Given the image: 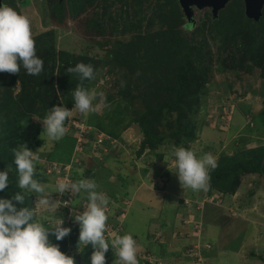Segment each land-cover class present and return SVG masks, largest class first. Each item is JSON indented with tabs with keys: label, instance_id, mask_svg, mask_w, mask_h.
Returning <instances> with one entry per match:
<instances>
[{
	"label": "rangeland",
	"instance_id": "374dc122",
	"mask_svg": "<svg viewBox=\"0 0 264 264\" xmlns=\"http://www.w3.org/2000/svg\"><path fill=\"white\" fill-rule=\"evenodd\" d=\"M101 1L103 0H97L94 5H90L84 0H64L60 5L62 12L59 13L56 8L58 0H15L16 11L30 20L32 37L52 30L55 35L54 46L58 53L74 52L94 58L99 64L87 87L89 91L99 96V99L93 102L94 110L87 116L73 110L71 117L65 121L67 129L63 140L65 137L77 136L69 164L62 162L66 155L56 156L58 160H55L54 165L48 164L45 160L44 157L52 153L50 151L53 147L62 142L48 140L43 133L42 122L37 120L39 111L31 118L32 122L36 121L40 125L39 134L34 135L35 127H25L20 134L8 135L16 142L17 149L21 145H26L36 152V156L43 155V158L40 157L34 163L36 173L41 172L38 181L45 187L43 195L50 197L53 206L36 204L38 196L30 193L35 219L44 226L53 227L56 221L62 218L63 226L71 229L69 235L65 237L67 254L73 258L77 257L84 247L78 248L79 226L74 222L71 213L83 211L82 208L87 203L86 195L84 193L74 194L73 197L69 193L61 195L55 193V188L57 180L72 183L89 179L94 181L98 186L97 190L106 194L110 200L106 209L108 215L106 225H109L106 229L109 231L112 224L116 223L121 229L124 227L125 234H131L139 244H146L151 248L153 264H264V176L244 177L231 193L221 194L210 189L206 191L187 189L189 193L179 199V202L182 206L185 205V208L191 205L193 209H188L185 213L183 210L181 212L180 205H178L180 210L176 209V199L171 195H165L163 201L160 197L155 198L152 195L154 197L151 199L152 202L150 199L145 202L149 193L156 192L162 185V190L165 189L166 181L164 184L160 183L161 180L155 183L152 182V178L156 180V176L163 172L162 169H175L171 152L174 148L184 145L180 142L173 146L167 143V140H163L155 149L146 147L138 154L143 137L134 119L135 111L141 110V104L138 102L126 104L118 98L117 91L119 86L128 80L127 74L115 66L107 65L108 49L111 46L109 43L99 45L98 43L106 39L97 37L87 25L95 7H99L95 13H103L101 7L104 5L100 4ZM241 2L244 12L243 0ZM141 9H146V14H149L152 11V3L143 4ZM211 11L208 6H191L190 15L183 17V26L189 24L188 34L201 23L202 18L211 15ZM107 13L110 18L119 21L134 15V4L131 1L124 3V0L111 3ZM124 21L125 19L119 23ZM146 28L144 22L141 30L144 31ZM261 34H264V29ZM263 42L259 41V55L261 53L264 55ZM218 46L217 41H213L210 36L207 37L204 55L208 56V52L211 54V70L204 87L199 90L198 104L193 114L197 138L187 146V149L192 150L198 158L204 154H211L216 160L223 154L233 155L238 149L264 145L262 74L264 66L255 65L249 59L242 61V54L236 52L232 45L222 47L221 50ZM19 85L18 78L10 82L13 95L18 93ZM45 86L42 89L43 94L44 90H47ZM56 95L57 102L53 106L73 109L72 91H67V95L71 96L69 100L60 93ZM38 105L39 103H35L32 109ZM30 106L31 104L28 108H31ZM221 117L227 122L223 123ZM80 129L84 130L86 142L89 144L86 150L78 144ZM88 131L94 132L92 138L88 136ZM165 132L163 133L166 134ZM97 134H103L109 141V146L104 144L101 146L105 152L91 150ZM168 175L172 178V175L169 173ZM175 178L177 176L174 180ZM142 180L145 182L144 186L138 187ZM175 184L178 186L179 182ZM166 189L171 191L170 188ZM20 192L23 193L21 190ZM65 201H69L66 206L63 205ZM159 203L163 205V210ZM60 207L69 210L66 217L58 213ZM175 211L179 214L178 220L186 217L183 226L179 225L180 222L173 224L177 220L176 215V219L173 218ZM162 223V226L172 224L170 228L172 237L166 239L167 242L165 241L159 248L155 241L148 242L151 236L149 238L147 236L156 234L158 232L156 227L160 228L159 224ZM196 225L198 229L194 228ZM182 228L188 229L192 236L185 237V233L181 235ZM105 235L108 236L107 231ZM146 246L139 245L137 255L146 252ZM92 251L93 249L90 250ZM168 252L171 255H168ZM178 254L180 255L176 256ZM194 255L197 256L196 259L192 257Z\"/></svg>",
	"mask_w": 264,
	"mask_h": 264
},
{
	"label": "trees",
	"instance_id": "16d2710c",
	"mask_svg": "<svg viewBox=\"0 0 264 264\" xmlns=\"http://www.w3.org/2000/svg\"><path fill=\"white\" fill-rule=\"evenodd\" d=\"M63 1L58 0L56 5L59 13L62 12L60 5ZM84 1L94 5L97 0ZM120 1L123 0L101 1L100 4L104 5L101 7L103 13H95L99 8L95 7V14L89 17L87 25L97 37L106 39L98 43L99 45L109 43L111 46L108 49L107 65L115 66L127 74L128 80L121 87L119 86L117 91L118 98L126 104L134 102L141 104V110L135 111L134 119L143 137L138 154L146 147L155 149L163 140H167V143L173 146L181 142L184 145L182 146L187 148L188 144L197 138L193 114L198 104L199 90L204 87L211 70V54L208 52V56L204 55L207 37L210 36L213 41H217L219 50L232 45L236 48V52L242 54V61L249 59L255 65L264 66V55L262 53L259 55L258 47L259 41H264V34H261L264 29V9H261L260 19L253 21L245 16L241 0H232L228 5L226 4L227 6L225 5L226 7H222L216 16L211 11V15L202 18L201 23L188 34L189 24L183 26V17L187 13L177 0L146 2L124 0V3L131 1L134 4V15L125 17V21L119 23L124 19L115 21L110 18L107 8L109 4ZM144 2L152 3V11L149 14H146V9H141ZM3 3L16 10L15 0H2L1 4ZM144 22L147 28L142 31ZM32 38L35 41L36 54L44 62L42 73L38 76L27 75L23 68L17 74L0 72V170L11 169L8 189L0 193V196L9 198L15 192H20V189L17 186L18 175L13 162V152L18 150V146H15L16 142L8 135L20 134L25 127H35L34 135L39 134L40 125L36 121H31L33 115L39 111L38 119L44 118L48 108L57 102L56 93L69 100L71 96L67 95V91L73 92L81 86L87 89L92 80L81 81L78 74L69 73L67 69L77 63H84L92 65L95 72L99 65L94 58L85 55L74 52L58 53L54 46L55 35L52 30ZM262 74L264 76V70ZM16 78L20 81L19 91L13 95L10 82ZM44 86L47 90H44L43 94ZM69 102L71 103L72 100ZM35 103L39 105L32 109ZM29 104L31 108H28ZM93 134L94 132L88 131L90 138ZM76 137H65L64 140L62 138L59 141L62 144L58 143L50 151L52 153L49 152L50 154L44 157L48 164L54 165L55 160H58L56 156L60 155H66L62 162L69 164L73 143L75 144V141L77 143ZM85 137V132L81 133L82 140L78 143L84 150L89 146ZM173 139L176 140L172 141ZM108 142L103 139L102 145L109 146ZM91 150L93 152L94 147ZM102 150H105L103 147L100 148V152H105ZM37 157L43 158V155ZM216 161V169L210 171L208 189L221 194L231 193L244 177L264 176V145L238 149L233 155H220ZM39 173L34 176L37 180ZM22 194L25 199L21 206L31 208V194ZM58 213L66 217L69 210L60 207ZM117 224H112V232L124 235V227L121 229ZM45 227L51 228L48 225ZM147 237L149 238V235ZM50 239L68 255L65 238L56 241L52 236ZM139 245L143 246L142 243L137 242L138 247ZM91 249V246L81 249L74 258L68 256L74 259V264H89ZM150 252L152 253L151 250ZM114 260L115 252L109 249L106 253V264H113Z\"/></svg>",
	"mask_w": 264,
	"mask_h": 264
},
{
	"label": "clouds",
	"instance_id": "9594fccd",
	"mask_svg": "<svg viewBox=\"0 0 264 264\" xmlns=\"http://www.w3.org/2000/svg\"><path fill=\"white\" fill-rule=\"evenodd\" d=\"M21 68L27 75L38 76L44 70V62L36 54L28 17L3 3L0 4V72L17 74ZM67 71L78 74L81 81L94 77V68L90 64L77 63ZM98 99L97 93L82 86L77 87L73 91V109L53 106L48 109L44 118L37 119L43 124V133L49 141H60L66 135L65 121L71 117L72 111L76 110L87 116L94 110L93 102ZM35 153L26 145L14 150L17 186L23 193L36 194V204L51 207L53 202H50V197L43 195L45 187L34 178V162L38 159ZM171 157L175 168L173 172L184 190L208 189L210 171L217 167L213 155L204 154L198 158L192 150L176 147L171 152ZM10 171V168L0 170V193L8 189ZM97 187V184L89 179L72 183L64 180L56 182L55 193H69L72 197L80 193L86 195L87 203L83 206V211L71 213L74 222L79 226L78 248L82 246L87 249L91 246L93 251L89 264H106V253L109 249L115 252L113 264H138L137 241L131 234L113 233L106 238V209L110 200L106 194L98 191ZM24 199L25 196L21 192H15L10 198L0 196V264H74V259L63 253L59 245L52 243L50 239L54 236L56 241L63 240L71 229L63 226L62 218L57 220L53 227H45L35 219L33 208L21 206ZM68 203L69 201H65L63 205ZM146 252L150 253V250L146 249Z\"/></svg>",
	"mask_w": 264,
	"mask_h": 264
},
{
	"label": "crops",
	"instance_id": "0c3cea01",
	"mask_svg": "<svg viewBox=\"0 0 264 264\" xmlns=\"http://www.w3.org/2000/svg\"><path fill=\"white\" fill-rule=\"evenodd\" d=\"M240 133L242 132V130H240L239 131ZM231 143V142H230ZM163 166H164V164H162ZM162 171L163 172H161V173H159V177H161V179L163 180V183L166 181L167 183V185H165V189L164 190H162V188H163V185L161 186V187H159V190H157L156 192H151V193H149V197L147 198V200L145 201V202H148V200L150 201V202H152L151 201V199H152V197L153 196H155V198L156 197H160L161 199H162V201H163V199H164V197H165V195H171L173 198H175L176 199V209H178V211L180 210L179 209V207H178V205H180V207H181V212H182V210H183V212L185 213L186 212V210H192L193 209V207H191V205H189V206H186V208L184 207L185 205H181L180 204V202H179V199H182V198H184L185 197V195L187 194V193H189L188 192V190L187 189H183L182 187H181V185H180V182H179V180H178V178H175V180H174V177H176L177 175L173 172V171H175V169L173 170V169H162ZM168 173L170 174V175H172V178L168 175ZM158 176H156V177H158ZM154 180H155V178L153 177L152 178V182H154ZM179 182V185L178 186H176V184L175 183H178ZM143 183H145L143 180L139 183V185H138V187H140V186H144L143 185ZM161 188V189H160ZM166 188H170L171 189V191H167V189ZM137 189V188H136ZM136 189H135V191H136ZM181 192V194H178V195H176L175 193H180ZM153 195V196H152ZM184 195V196H183ZM154 198V197H153ZM162 201L160 200V202L162 203ZM159 207L161 208V210H163L164 209V207H163V205L161 206L160 205V203H159ZM187 207H189V208H187ZM183 213V214H184ZM175 215L177 216V220L176 221H174L173 222V224H177V223H179V225L181 224L182 226H183V221L186 219V217H183V219H180V220H178L179 219V214H178V212L177 211H175V214H174V217L173 218H175L176 219V217H175ZM181 218V217H180ZM163 225V223L162 224H159V226H160V228H158V227H156V229H158L157 231V233L156 234H153V235H149V237L151 236V238L148 240V242H152L153 243V241H155V243H158L157 244V246L160 248V246H162L163 245V243L166 241V239H169V238H171L172 237V235H171V230H170V228L172 227V224H171V226L170 225H164V226H162ZM169 226V227H168ZM165 229H168L167 231L165 230ZM182 233H181V235H183V233H185L186 235H185V237L186 236H191L189 233H188V229H185V228H182ZM184 237V238H185ZM161 238H163V239H165L164 241H163V239H161ZM161 243H160V242ZM167 242V241H166ZM143 246H146V245H144L143 244ZM146 249L147 250H151V248H149L148 246H146ZM179 251V250H178ZM177 251V252H178ZM168 255H171L169 252L167 253ZM160 256H162L161 254H159ZM180 254H178V255H176V256H179ZM174 257V256H173ZM164 258V257H163ZM165 259V258H164Z\"/></svg>",
	"mask_w": 264,
	"mask_h": 264
},
{
	"label": "water",
	"instance_id": "95a60500",
	"mask_svg": "<svg viewBox=\"0 0 264 264\" xmlns=\"http://www.w3.org/2000/svg\"><path fill=\"white\" fill-rule=\"evenodd\" d=\"M61 1V0H59ZM180 6L189 16V9L191 6L205 7L208 6L212 10V14L216 16L217 12L224 7L230 0H177ZM244 14L247 18L258 21L261 17V9L264 0H243ZM1 4V0H0Z\"/></svg>",
	"mask_w": 264,
	"mask_h": 264
},
{
	"label": "built area",
	"instance_id": "2783aa9c",
	"mask_svg": "<svg viewBox=\"0 0 264 264\" xmlns=\"http://www.w3.org/2000/svg\"><path fill=\"white\" fill-rule=\"evenodd\" d=\"M229 111V109L227 110V112ZM225 112V111H224ZM230 112L232 113L233 112V110H230ZM226 113V112H225ZM224 117V116H223ZM223 117H221V119H222V121H223ZM228 119H229V117L228 116H226ZM224 119L226 120V118L224 117ZM229 121V120H228ZM224 122H227V121H223V123ZM228 124V123H227ZM80 137L78 138V141H80L81 140V133L84 131V130H81L80 129ZM103 139H105V136L103 135V134H97V139H96V142L94 143V145H93V147H94V151H100V148H101V146H102V140ZM98 148V149H97ZM158 180H161V178H157V182H158ZM159 183V182H158ZM160 183H162V180H161V182ZM109 225H106V227H108ZM195 229H198V225H196L195 227H194ZM106 231H107V234L108 235H110L111 233H113L112 232V230L110 229L109 231L106 229ZM199 231V230H198ZM138 247V246H137ZM194 256H196V255H194ZM138 259H140L141 261L139 262V260ZM137 260H138V264H146V263H153L152 262V260H153V256L150 254V253H148V252H143L142 253V255H140V254H138L137 255Z\"/></svg>",
	"mask_w": 264,
	"mask_h": 264
}]
</instances>
